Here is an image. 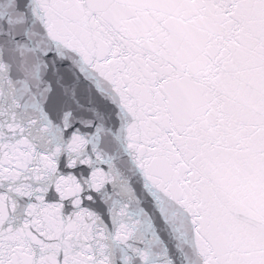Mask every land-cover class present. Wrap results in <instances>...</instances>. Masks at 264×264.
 Masks as SVG:
<instances>
[{
  "label": "snow or ice",
  "instance_id": "1",
  "mask_svg": "<svg viewBox=\"0 0 264 264\" xmlns=\"http://www.w3.org/2000/svg\"><path fill=\"white\" fill-rule=\"evenodd\" d=\"M0 264H264V0H0Z\"/></svg>",
  "mask_w": 264,
  "mask_h": 264
}]
</instances>
